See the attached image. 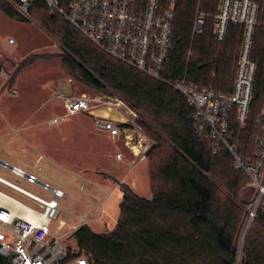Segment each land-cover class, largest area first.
<instances>
[{
  "label": "trees",
  "instance_id": "trees-1",
  "mask_svg": "<svg viewBox=\"0 0 264 264\" xmlns=\"http://www.w3.org/2000/svg\"><path fill=\"white\" fill-rule=\"evenodd\" d=\"M256 28L252 58L258 63L254 99L248 123L241 128L234 116L227 132L245 163L255 160L257 117L264 109V0ZM66 12L72 0H60ZM219 0H179L173 28V49L162 79H154L95 46L63 16L43 3L32 15L59 42L64 73L98 95L119 97L138 116L137 124L153 145L146 156L151 199L132 185L118 182L122 195L114 226L103 233L80 226L73 238L89 264H238L239 245L257 190L235 168L224 144L216 145L195 128L194 108L171 84L187 77L201 87L233 91L241 29L230 26L227 38L213 36V19L193 33L198 11L213 15ZM1 11L25 23L4 1ZM29 57L21 70L37 60ZM65 110V108H64ZM93 125L95 117L87 112ZM80 114V113H79ZM73 254L70 253V257ZM0 264H7L0 257ZM241 264H264V210L260 205L243 243Z\"/></svg>",
  "mask_w": 264,
  "mask_h": 264
},
{
  "label": "built area",
  "instance_id": "built-area-1",
  "mask_svg": "<svg viewBox=\"0 0 264 264\" xmlns=\"http://www.w3.org/2000/svg\"><path fill=\"white\" fill-rule=\"evenodd\" d=\"M4 1L27 20L31 19L35 4L43 3L50 13L66 18L89 41L113 58L154 79L163 80L168 56L174 46V18L179 0H72L68 12L61 6L60 0ZM260 14V5L255 0H219L215 14L199 10L196 15L194 35L204 31L209 17L213 19V36L219 42L225 41L230 26L241 29V48L232 93L201 87L187 77L171 86L182 93L194 108L195 128L199 134L206 135L216 145L224 144L228 148L235 160V168L242 170L249 177L250 186L257 190V209L261 205L264 210V109L257 117L260 132L255 138V160L245 164L238 156L237 145L229 144L226 137L234 116L241 128L246 127L256 98L258 63L252 58V53ZM10 43L14 41L10 40ZM53 100L63 103L65 113L53 118L52 124L87 112L95 117L98 130L114 140L123 139L133 154L132 168L146 160L153 142L138 126L137 114L121 98H90L85 94L77 97L56 91ZM100 107L118 110L125 120L94 115L92 111ZM117 159L122 160V155H118ZM2 169L17 178L40 184L54 197L49 200L38 197L0 175V184L37 203L36 208L30 207L0 191V257L7 264H89L88 256L81 253L78 246L74 248L65 243L73 238L76 230L59 234L52 228L58 215L59 201L66 197V193L41 181L35 171L23 166L2 160L0 171ZM27 212L41 218L42 222L36 224L29 221L25 217Z\"/></svg>",
  "mask_w": 264,
  "mask_h": 264
},
{
  "label": "rangeland",
  "instance_id": "rangeland-1",
  "mask_svg": "<svg viewBox=\"0 0 264 264\" xmlns=\"http://www.w3.org/2000/svg\"><path fill=\"white\" fill-rule=\"evenodd\" d=\"M23 19L25 23L12 20L0 9V160L35 171L41 181L66 193L59 201L58 215L52 225L55 232L66 233L82 225H88L94 232H106L117 221L122 199L121 193H117V183H128L124 176L133 154L123 139L114 140L98 130L84 113L51 123L53 118L65 113L63 103L53 100L56 91L77 97L102 95L69 78L61 59L56 57L61 53L59 42L44 31L32 14L31 19ZM47 56L52 58L37 60L18 70L26 58ZM92 112L104 118L125 120L112 107H100ZM120 154L122 160L117 159ZM137 169L136 191L149 197L146 160ZM0 175L38 197L47 200L54 197L40 184L17 178L8 170L2 169ZM0 191L25 205L37 207L32 199L2 184ZM65 243L77 246L74 238ZM242 251L241 238L238 264L242 261Z\"/></svg>",
  "mask_w": 264,
  "mask_h": 264
},
{
  "label": "crops",
  "instance_id": "crops-1",
  "mask_svg": "<svg viewBox=\"0 0 264 264\" xmlns=\"http://www.w3.org/2000/svg\"><path fill=\"white\" fill-rule=\"evenodd\" d=\"M145 162V160H143V161H140L135 167H131V165H130V167H129V170H128V172H127V174L124 176V178H126L127 179V181H128V183L130 184V185H132L133 186V188L136 190L137 189V175H138V166H139V164H142V163H144ZM117 193H119V190L117 191ZM139 193V192H138ZM140 195H141V193H139ZM143 197H145V198H147V199H151V194H150V196L149 197H146V196H143ZM122 200V199H121ZM121 203V202H120ZM116 222V221H115Z\"/></svg>",
  "mask_w": 264,
  "mask_h": 264
},
{
  "label": "water",
  "instance_id": "water-1",
  "mask_svg": "<svg viewBox=\"0 0 264 264\" xmlns=\"http://www.w3.org/2000/svg\"><path fill=\"white\" fill-rule=\"evenodd\" d=\"M1 161H2V160H0V162H1ZM257 204H258V199H256L255 202H254V206H253L252 213H251L250 218H249V220H248V222H247V225H246V227H245V230H244V233H243V236H242V241H243V243L245 242V239H246V235H247V232H248L249 226H250V224H251V222H252V218H253L254 213H255V211H256V209H257Z\"/></svg>",
  "mask_w": 264,
  "mask_h": 264
},
{
  "label": "bare ground",
  "instance_id": "bare-ground-1",
  "mask_svg": "<svg viewBox=\"0 0 264 264\" xmlns=\"http://www.w3.org/2000/svg\"><path fill=\"white\" fill-rule=\"evenodd\" d=\"M25 217H26L29 221H31V222H33V223H36V224H40V223L42 222L41 218L32 216L30 212H27V213L25 214Z\"/></svg>",
  "mask_w": 264,
  "mask_h": 264
}]
</instances>
